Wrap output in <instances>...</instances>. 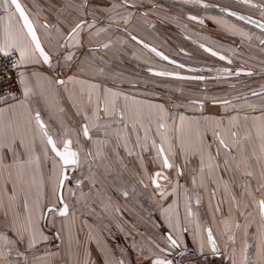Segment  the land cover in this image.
<instances>
[{"label": "crops", "instance_id": "obj_1", "mask_svg": "<svg viewBox=\"0 0 264 264\" xmlns=\"http://www.w3.org/2000/svg\"><path fill=\"white\" fill-rule=\"evenodd\" d=\"M77 11L72 9L71 13L68 14L75 16ZM13 32L18 34L14 25ZM80 32L83 33V37H86L88 29H81ZM79 36H81V33ZM3 41V22H0V43H3ZM82 43L83 40L80 39H77V42H70L67 46L66 55L64 53L67 63L73 60L76 65L70 72H66L69 78H63V75H54L53 70L42 68L41 58L37 53H29L24 63L20 62L21 57L19 56L20 95L0 99V109L5 110L2 114L3 119L5 122L10 121L14 126L19 124L24 144L26 148L32 150V163L23 170L21 177L18 178V173L15 170H13L12 176L9 177L8 171L0 168V235L7 237V240L0 239V264H152L155 259H166L171 261L172 264H176V259L180 256L182 257L177 264H206L201 254L198 255L201 262L196 263V261H192L193 258L187 253V248L193 247L197 250H203L206 249L207 244L206 221H199L193 209L194 206H197L191 199L192 194L195 192H198L202 199L199 201L204 210L202 217L215 216L212 220V228L217 239L219 236L224 235L221 231V217L229 218L234 223L238 220L237 218L242 217L237 232L239 243L234 248L238 253L242 248L245 250L244 245L247 244V248L251 254L254 253V257L257 254L256 239L258 237L257 232H252V225L255 224V221L247 218L245 209L247 208L246 203L250 201L251 194L259 192L258 185L255 183H247L246 185L244 183L238 185L239 187L236 186V188V184L232 185V189L237 194L231 199L227 195L230 192L228 188L219 183L210 184L204 179L209 176L210 172L215 174L212 165L207 166V160L214 159V155L212 154V158L210 155L213 149L208 146L210 144L209 139L212 140L218 137L215 134L219 133V137L223 138L228 145L238 144L240 146L242 144L240 142L241 135L246 130L245 124H256L254 126L259 134V131L264 128V113L256 109L254 103L253 108L255 110L250 113L247 108H243L245 104L240 103L237 106L234 102H231L232 100H226L227 104L223 103L224 101L205 103V114L199 116L197 112L187 111L186 107L184 110L168 109L161 102L151 99L149 96L138 100L120 91L102 90L100 83H95V81L101 79L100 75H102L100 52L92 46L80 52L78 50L80 45L84 44ZM18 47L28 49V46H25L22 42ZM16 50L20 54L19 50ZM71 50H76V53L71 55L70 52H73ZM41 61L43 62V60ZM60 63L63 65L62 62ZM86 67H91L93 70L86 71ZM57 81H63V83L68 81V84L71 85L70 90L59 87L58 85L62 83L57 84ZM92 85H96V87L92 88ZM262 85L264 84H259L257 87ZM25 86L31 90L27 96L24 93ZM82 94H86L87 104H85ZM253 96L264 97V91L260 92V95ZM72 97H79L80 107L77 106V109H74L76 103ZM113 102L115 103V109L120 108L124 111L122 124H131L133 130H135L137 123L133 124L129 112H138L139 114L146 112L147 124L144 123V118L139 121L141 131H144L148 142H153L152 136L155 135L157 143L164 148L169 161H179L182 168L181 177L178 176L177 166L173 168L174 171L169 178L165 170L156 167L152 176L153 179H159V187L153 185L142 190L141 187L133 186L126 180L122 181L121 177L127 176L125 172H123L124 174H114L116 177L114 184H110L108 180V184H106L103 183V176L99 175L97 170L92 169L90 174L87 175L89 179L85 178L86 180L84 179L82 184L79 183L77 188V215L67 211L66 216L57 214L48 218L44 215V218L41 219L39 212L44 207L45 201L50 198L54 178L56 176L57 178L61 177L62 163L51 152V147L46 144L44 137L41 135L35 123V113H40L49 133L53 135L54 139L60 141L59 146L62 145L63 139L72 142L75 137L79 138L80 130L85 139L86 137L83 134L85 125H87L89 137L93 136L95 128L97 139H91L93 153L91 152L87 159L89 161L93 159L99 164H106L105 154L104 158L101 157V142L97 130L100 127L97 125L99 121H96L95 117L100 116L99 112H101L100 108L103 103L104 107L108 108L109 113H113ZM86 105L91 107L92 111V121L89 123L84 121V108ZM154 105L163 106L166 113L163 120L166 125L164 129L158 128L159 121L156 117L160 114V110L152 107ZM234 108L235 111L232 110ZM181 116L184 117L183 121H181ZM200 117L202 118L200 119ZM90 124H92L91 129ZM235 126L239 127L238 135L232 137L230 133ZM149 130L152 131L149 132ZM133 133L135 134V132ZM72 136L74 137L72 138ZM162 137H166V141L162 140ZM180 139L184 141L185 148L189 150L186 154L173 155L172 152L168 151L169 145H173L174 152L177 151L180 146ZM242 141L245 142L244 139ZM73 148L80 152L76 147ZM232 149L236 152L235 148ZM151 154V149L144 151L147 159L151 157L148 160V165L156 164L155 166H157L160 160L156 156L152 157ZM144 155L140 154L138 157H132L128 162L133 163L134 170L137 169V172L144 177L146 182L147 173L142 160ZM188 163L192 165L190 166L192 171L188 168ZM254 165L255 162L252 163V166ZM125 166L132 173L131 168ZM172 166L174 167V164ZM170 168L167 169L170 171ZM77 170L78 164L75 171L73 170L74 175ZM158 171L162 175L159 177L154 176ZM99 172L102 173V170L99 169ZM218 173L222 177L225 176L223 179L233 173L237 179L236 182H239V172L229 170L223 172V174ZM243 175L241 174V178ZM252 176L255 178L257 172H253ZM193 180H195V183H193ZM97 181L102 183L98 185L102 187L100 191L96 190L98 186L94 185ZM13 182H15L14 198ZM58 184L59 179L56 184V193ZM139 186H143V184ZM244 188L246 192H242ZM90 190H93V194L91 193L93 198L90 196ZM146 192L151 197L147 196ZM161 192L164 193L163 196L169 194L162 205L159 204L157 199L161 197ZM213 192L217 194L215 203L218 202L219 207L225 214L217 212V205H214L211 213L212 206L209 204L208 199L212 200L210 194ZM243 193L245 196H243ZM149 199L158 202L160 213H162L161 217L158 218L160 221L157 219L153 222L147 216L143 217L142 214L140 217L132 218L134 207L138 206L140 202L146 205L144 209L150 207L157 209L156 204H148ZM25 202L28 205L27 210L23 207ZM89 203L93 207H90ZM183 205L185 209L187 208V213ZM62 206L60 205V207ZM46 208H51V205ZM59 208L55 207L54 209L58 211ZM235 208H240L241 212L238 210L234 214L232 209L235 210ZM189 210L191 211L190 215ZM99 212L104 216L102 220L96 217ZM86 213H89V215ZM45 214H47V211H45ZM141 218L148 223L142 222L141 224ZM160 224H162V227ZM198 225H201L200 228H198ZM248 230L252 232L250 238L246 234ZM33 233H35L36 243L34 247L30 248L28 242ZM167 233L176 239L178 250L183 248L186 251L180 250L179 252L183 253H179L175 257L174 250L167 238L164 237V235L167 236ZM21 234H23L22 237ZM243 235L245 236L243 237ZM245 239L246 242L241 248V243ZM18 253H23V255H18Z\"/></svg>", "mask_w": 264, "mask_h": 264}, {"label": "rangeland", "instance_id": "obj_2", "mask_svg": "<svg viewBox=\"0 0 264 264\" xmlns=\"http://www.w3.org/2000/svg\"><path fill=\"white\" fill-rule=\"evenodd\" d=\"M20 1L33 19L39 37L44 47L50 54V63L45 64L40 60V64L42 65V68L53 70L54 75H63V78H69L67 73L76 66L74 64L75 61L71 60L69 63H67V60L64 58L67 53V46L70 42H77V39L83 40V46L86 48H89V46H92L94 43L101 42L103 49L106 45L105 48L107 52L103 51V49L100 52L102 75H100L101 79H99V81H95V83H100L102 90H112L116 92L120 91L138 100L149 96L151 99L161 102V104L166 106L168 109L184 110L186 107L187 111L197 112L199 116L205 114V103H208L209 101L221 102L224 100H232L231 102H234L235 105H239L240 103L245 104L243 105V108H247V110H249L248 112L250 113H253L252 111L255 110V108L264 113V97L253 96V93H260L264 91V85L257 89V86L260 84V82H263L262 84H264V45L261 42L264 41V34L258 33L256 30H254V28L246 23L232 18L228 19L226 15L220 14L219 11L215 9V7L212 9L211 7H203L199 4H193L179 0H175L176 2L171 0H132L134 10H132V12L129 11L126 15H124V11L122 12L124 14L119 11L121 14L117 13V16L115 17L113 15L116 13L108 14V11L111 10L114 12L117 8L123 6L124 0ZM224 1L227 3L225 5H233L234 3H237L235 0ZM146 5L148 7L147 23L146 19L144 18V11L147 15V11L144 9V6ZM177 5L179 8L182 7L181 5H183L185 12L187 9H190L196 15H201L200 17L217 21L215 24L222 26L221 32L224 33L222 37L227 41L216 39H211L210 41L222 48V52L225 54L228 60H221L215 56L212 57L204 50L200 49L196 44L191 42V40L186 38V35H194L193 38H195L196 41H204L202 39L208 40L206 37H204L203 32H214L217 30V28L206 26L199 21L190 20L185 16L184 13L178 11ZM72 9L78 10L75 16H73V14H68L71 13ZM10 10L14 12V8ZM3 11V7L0 6V14H3ZM253 12L264 19V7L259 11L254 10ZM16 17L18 18L17 14ZM81 17L88 19V22H86L81 28L88 29L87 36L83 37L84 35L82 32H80V29L74 33L68 41H63V38L69 28L72 27L77 22V20H80ZM95 18L97 21L99 20V23H95ZM109 23L115 25H113L111 29L106 30L105 37H102V34L95 33L96 27L99 29L100 26H104L103 24ZM45 24L48 26L45 27ZM13 25L19 32L22 25L21 22L18 21V19H14ZM140 25L142 27H140ZM119 26H124L126 30L121 32L118 29H114L116 27L119 28ZM158 31H161V35H159ZM130 32L144 35L147 40L151 41L150 43L156 44L157 46H159L158 44H161L167 51L168 55L186 65L190 64L193 68H197L198 70L189 71L188 69L177 66L171 62L164 61L152 53L151 50H148L138 42L131 39L129 36ZM80 33L82 37L79 36ZM22 43L25 46H28V54L31 52L36 54L29 38L26 35V32L24 34ZM9 51L16 52L19 58L20 54L16 49H11ZM244 59L247 61H244ZM60 62H62L63 65ZM203 66H211V69L209 71L203 70ZM153 67L165 68L178 72H186L189 74H202L203 76L210 77H205L203 79H180L171 76L155 75L150 71V69ZM242 67L250 68L251 75L247 73H237L236 69L234 70V68ZM224 69H228V71H224ZM229 69L233 70L229 71ZM92 70L93 69H91V67H86V71ZM58 86L65 87V89L69 90L71 88V85L68 84V81L59 84ZM82 96H84L82 98H84V102L87 104L88 98L86 97V94H82ZM72 99L76 103L74 109H77V106L80 107L79 97H72ZM198 100L205 101L201 104L197 102ZM239 100L243 101L240 102ZM253 103L255 108H253ZM84 109V113L86 115H84V121L89 123L92 121L91 107L86 105ZM100 109V116L95 117V120L99 121V124L97 125L100 128H97V130L98 136L100 138L99 140L101 142L100 152L102 158H104L105 154L106 164H99L93 159L90 161L87 159L88 155L93 151L90 141L92 138L97 139V136L95 135V128L93 136L91 135L89 139H84L80 130L79 138L75 137L71 142L72 146L76 147L80 151H77L79 157V163H77L78 170L76 171L75 175L72 172L71 176L66 178L62 188V196L64 203L67 205V211H70L74 215L78 214L76 208V194L78 185L79 183L82 184V181L85 178L87 180L89 179L87 175L90 174L92 169L97 170V173L103 176V183L105 182L106 184H108L107 180L110 184H114V181L116 180L114 174L118 175L119 173L125 172L127 176L121 177L122 181L126 180L133 186L141 187L142 190L154 185L152 183V175L156 167H159L160 170H165L169 178L174 171L173 168L177 166L178 176L181 177L182 168L180 167L178 160L169 161L171 165L174 164V167L172 166L170 171L163 167V157L158 154V149L160 146L157 143L155 135L152 136V140L155 141L154 145L153 142H148L147 137L144 135V131H141L142 128L139 125V122H137L138 125L136 124L135 130L131 128V124H122L123 121H120L119 119L120 108H116L113 113H110L111 115H107L105 113L104 103L101 104ZM232 110L235 111V108ZM140 116L142 119L144 118V123L147 124L146 112H142ZM201 118L202 117H200V119ZM245 125L246 130L244 131L243 135H241V138L244 139L245 142L239 138L240 142H242L240 146L235 144L228 145V147L225 148L219 144V139H221V137L218 136L212 140L211 138L209 139L210 144L208 146L214 151V153L212 151L210 155L212 158L213 154L214 159L210 161L207 160V166L209 167L212 165L214 168L213 172L215 171V174L210 172L209 176H207L204 180L208 181L210 184L219 183L225 188H228L230 192L227 193V195H229L231 199H233V197L237 194L232 189V185L236 184L235 188L236 186L242 185L244 183H246V185L247 183H255L258 185L257 189L259 192L251 194L250 201L246 203L247 208L245 209L247 218L255 221V224L252 225V232H257V254L253 257L254 253L251 254L248 248L243 250L244 248L242 247L246 242V239L241 243L242 249L236 253V249L234 247H237L239 243L237 236L239 226L237 225H240V221L242 219L241 216L240 219L237 218L238 220L235 221V223L229 218L226 219L224 216L221 217V231L224 235L219 236L218 240L212 228V220L215 218V216H207V218L202 217L204 210L202 205L200 206L199 204V201L202 199L198 192H195L191 197L194 203L197 204L196 207H193L194 213L199 221H206L205 230L207 231V244L205 246L206 249L197 250L193 247L187 248V253L193 258L192 261H196V263L201 262L198 256L199 254L203 256L202 258L206 264L264 263V251L261 249V237L262 233H264V220L260 216L257 199L258 196L264 199V153L261 152V145L264 143V140L261 139L258 131L255 128L254 125L256 124ZM91 127L92 124H90V129ZM238 129L239 127L235 126L231 132H235L237 136ZM151 131L152 130H149V132ZM133 132H135V134ZM73 137L74 136H72V138ZM105 143L109 145H106ZM232 148H235L236 152H234ZM147 149L152 150V157L156 156L159 158V165H151L153 167L148 165V160L151 157L147 159L146 155H144V151ZM140 154L144 155L142 156V160L144 169L147 173L146 182L144 177H142L137 172V169L134 170L133 163L128 162V160H130L132 157H138ZM192 162L194 163V161ZM253 162H255L254 166H252ZM125 165L131 168L132 173L126 169ZM187 166L190 168L192 165L188 163ZM121 168L123 169L120 170ZM99 169L102 170V173L99 172ZM229 170L231 172H239V182H236L237 179L234 177L233 173L228 175V177L226 176L228 179H223L225 176L223 175L222 177V175L218 173L221 172L223 174V172L225 173ZM255 171L257 172V176L254 178L252 175ZM248 173H251V175H248ZM241 174H244L242 178ZM58 179L60 178H57V176L54 178L50 198L45 201L44 207L41 209V212H39V217H41V219L44 218V215L45 217L51 218L52 216L58 214V211L54 209L55 207L59 208L61 205L58 196L54 195V191L56 193V184ZM156 181L157 184H160L158 178ZM100 184L102 183L97 181L94 185L98 186ZM140 184H143V186H139ZM101 188V186H98L96 187V190L100 191ZM242 192H246L245 188ZM91 193L93 194V190L90 192V196L93 198ZM146 194L147 196L149 195V197H151L148 192H146ZM168 195L157 198L159 200V204L161 203L160 205H162V203L167 200L169 197ZM210 195L212 200L210 201L208 199V202L212 206L210 209L211 213L213 211L214 205H217L218 213H224V211L219 207L218 202L215 203L217 194L213 192ZM243 196H245L244 193ZM152 203L157 205L158 210L154 209L153 207L144 209L146 208V205L140 202L138 206L134 207L135 210L132 213V218L140 217L142 214L143 217L147 216L149 219L155 222L161 217L162 213H160V206H158V202L156 200L149 199L148 204ZM48 205H51V209H53L52 211H49V209L46 208ZM184 205L183 207L185 209ZM90 207H93V205ZM238 210L240 211V208H235V210L232 209L234 214ZM45 211H47V214H45ZM158 212L160 213V216L158 215ZM185 212L187 213V208L185 209ZM86 214L89 215V213ZM96 217L102 220V217L104 216L99 212L96 214ZM142 222L148 223L144 219L140 220L141 224ZM160 226L162 227V224H160ZM200 226L198 225V228H200ZM209 229L211 230L212 237L215 238L218 244V249H216V251H213L212 244L208 242ZM252 232L249 230L246 232L249 238L252 236ZM138 235L140 236L139 233ZM244 236L245 235H243V237ZM164 237L167 238L165 235ZM171 248L174 250L175 257L176 255L178 256L179 253H183L179 252L180 250L186 251L183 248H180L179 250L176 247L171 246ZM181 257L182 256L177 259L175 258L176 264L177 262H180Z\"/></svg>", "mask_w": 264, "mask_h": 264}, {"label": "snow or ice", "instance_id": "obj_3", "mask_svg": "<svg viewBox=\"0 0 264 264\" xmlns=\"http://www.w3.org/2000/svg\"><path fill=\"white\" fill-rule=\"evenodd\" d=\"M126 2V0H125ZM242 2L247 3L248 0H242ZM0 6L3 7V14H0V22H3V35H4V41L3 43H0V53H3L4 55H8L7 50L11 49H18L20 52L21 57V63H24L26 61V58L28 57V49L26 47H18V45L22 42L25 31L28 38H30L31 44L34 46V50L36 53L39 54V56L42 58L43 62L45 64L50 63V59L48 54L45 52L44 48L41 46V42L37 36L36 30L33 26V23L29 19L28 15L26 14L25 8L22 6V4L19 2V0H0ZM256 6V5H253ZM203 7H209V5L205 4ZM14 8V12L10 9ZM221 11L226 12L228 15L237 16L238 14L235 12H232L230 9H221ZM16 14H18V18L16 17ZM240 19H244L243 16L239 17ZM14 19H18V21H22L21 28L18 32V34H14L13 32V21ZM189 19L198 21V17L196 16H189ZM81 23L83 21L76 23L74 27L71 28V31L68 33V35H72L77 32V30L81 27ZM48 25L45 24V27ZM261 28H264V24L260 25ZM132 39H136L135 36L132 37ZM264 43V41H261ZM145 47H148V45H144ZM106 47V45H105ZM200 47H204V45H200ZM206 51L210 52L213 56H217L218 53L213 51L210 48H206ZM152 52H155L157 56H162V53L156 51L155 48L151 49ZM221 60L226 59L224 56H219ZM163 59H168V57L164 56ZM230 62V61H229ZM173 63H175L173 61ZM180 67H183V65H179ZM224 71H228V69H224ZM155 75H162V76H171L172 73H154ZM251 75V73H249ZM180 79H186V77H177ZM197 79H203V77H197ZM57 83H63V81H57ZM92 88H95L96 85H92ZM30 88L25 86L24 93L27 96L30 92ZM107 91V90H106ZM253 95H260V93H253ZM0 99H3V97H0ZM23 103V102H22ZM196 103V102H193ZM223 103L227 104V101H224ZM154 108H159L160 114L156 117L159 121L158 128L164 129L166 127L165 123H163V120L166 117V113L164 112L163 106L160 105H154L152 106ZM113 109L115 110V103L113 102ZM5 110L0 109V168L6 169L8 171L9 177L12 176L13 170H15L18 173V178L22 176L23 170L32 163V150L29 148H26L24 144V140L20 134V126L19 124L13 125L10 121L5 122L3 119V112ZM105 113L107 115H111L108 111V108L105 107ZM130 119L133 121V124L140 121L141 116L138 112H129ZM35 123L38 126L41 135L44 137V140L48 146L51 147V152L55 154V157L59 158V162L62 163L64 166L68 165H76L78 163V154L75 151L71 150V141L68 139H63L62 144L63 148L62 150L59 148V142L58 140L53 138V135L49 133V131L46 128V125L44 121L41 118V115L39 112L35 113L34 116ZM119 119L120 121H123L124 119V111L119 110ZM234 119V117H233ZM184 120V117L181 116V121ZM179 131V130H178ZM83 134L86 138L89 137V131L87 128V125L84 126ZM217 136H219V133H216ZM230 135L232 137L236 136L235 132H231ZM259 135L262 140H264V128L261 129L259 132ZM166 137H162V140L166 141ZM153 144L155 145V141H153ZM219 144L223 147L227 148L228 144L224 139H219ZM179 148L177 151H173V145H169V152H172L173 155L177 154H186L189 149L185 148L184 141L182 139L179 140ZM261 152L264 153V143L261 145ZM158 154L163 157V167L165 169L172 167V165L169 163V158L165 154L164 148L161 146L158 149ZM27 157V158H25ZM162 174L160 172H157L154 174V176L159 177ZM248 175H251V173H248ZM66 176L62 175L59 179V185L62 188L65 183ZM153 184L159 187L157 184L156 179H153ZM193 183H195V180H193ZM13 198L15 194V182H13ZM54 195L58 196V199L63 205L59 208L58 214L60 216H66L67 215V205L63 201L62 193H55ZM161 196L164 195L163 192L160 193ZM24 209L27 210L28 205L27 202L23 205ZM53 209L49 208V211H52ZM259 212L262 219H264V200L259 201ZM191 214V211L189 210V215ZM239 226V225H237ZM23 234H21V237ZM0 239L7 240V237H4L0 235ZM46 239V237H45ZM167 240L170 243L172 247L177 246V241L172 237L171 234L167 236ZM12 242V241H8ZM208 242L212 244L213 251H216L215 243L213 241L211 230H208ZM35 233L32 234V236L29 239L28 247H34L35 246ZM245 249H247L248 245H244ZM261 249L264 251V233H262L261 237ZM18 255H23V253H18ZM152 264H172L171 261L166 259H155L152 261Z\"/></svg>", "mask_w": 264, "mask_h": 264}, {"label": "flooded vegetation", "instance_id": "obj_4", "mask_svg": "<svg viewBox=\"0 0 264 264\" xmlns=\"http://www.w3.org/2000/svg\"><path fill=\"white\" fill-rule=\"evenodd\" d=\"M104 1V0H103ZM110 1V0H109ZM122 1V0H121ZM163 1H165V0H163ZM168 1H170V0H168ZM168 1H166V2H168ZM171 1H175V0H171ZM179 1H185V2H189V3H193V4H199V5H201V6H203V5H205V4H207V5H209V7H211L212 9L215 7V9H217L218 11H219V13L220 14H224V15H226L227 17H228V19L229 18H232V19H235V20H237V21H240V22H243V23H246V24H248V25H250L252 28H254V30H256L258 33H261V34H264V28H261V27H259V26H256V25H254L253 23H251V22H249L248 20H246L245 18L244 19H240L239 17L240 16H247V17H249V18H251V19H253V20H257V19H259L260 21H261V23L262 24H264V19L263 18H261V17H259L258 15H256V14H254V10H256V11H259V10H261V9H263V1L264 0H248V2L247 3H245V2H242V0H235L237 3H234L233 5H225V4H227L224 0H179ZM124 3H123V6H121L120 8H117L114 12H112L111 10H109L108 11V14H114V13H116V14H114L113 16H117V13L118 14H121L123 11H124V13H122V14H124V15H126L129 11L130 12H132V10H134L133 9V4H132V0H126V2H125V0L123 1ZM176 2V1H175ZM209 2V3H208ZM225 2V3H224ZM253 5H256V6H253ZM182 7H180L179 8V6L177 5V7H178V11L179 12H181V13H184L185 14V16L187 17V18H189V16H196V17H198V21L199 22H201V23H203V24H205L206 26H210V27H216L217 28V30L216 31H214V32H203V35H204V37H206L208 40H206V39H202V40H204V41H196L195 40V38H193V36H191V35H186V38H188L189 40H191V42H193L194 44H196L200 49H202V50H204L207 54H209V55H211L212 57H213V55L210 53V52H208V51H206L205 49L206 48H210V49H212L213 51H215L216 53H218V55L217 56H215V57H217V58H219V56H224L226 59H224V60H228L227 59V57L225 56V54L222 52V48L220 47V46H218V45H216V44H214V43H212L210 40L211 39H216V40H221V41H227L225 38H223L222 37V35L224 34V33H222L221 32V29H222V26L221 25H216L215 24V22H217V21H214V20H212V19H208V18H203V17H200L201 15H196L195 13H193L190 9H187V11L185 12V8L183 7V5H181ZM124 7V8H123ZM139 7V6H138ZM143 7V6H142ZM141 7V8H142ZM144 9H146V11H147V15H146V13H145V11H144V18L146 19V23H147V21H148V7H147V5L146 6H144ZM143 9V10H144ZM221 9H230L232 12H235V13H237L238 15L237 16H232V15H228L226 12H223V11H221ZM258 9V10H257ZM119 11H121V13H119ZM139 11H140V9H139ZM141 14V13H140ZM142 15H143V11H142ZM262 16V15H261ZM119 17V16H118ZM263 17V16H262ZM120 18V17H119ZM91 20V19H90ZM191 20V19H190ZM81 21H83V23H81V27L77 30V31H79L82 27H83V25L86 23V22H88V19H86V18H84V17H81V19L80 20H77V22L76 23H79V22H81ZM99 23V20L97 21V19L95 18V23ZM199 22H197V23H199ZM75 23V24H76ZM75 24L72 26V27H74L75 26ZM104 26L103 27H99V29L96 27V30H95V33H98V34H102L101 36L102 37H105L106 36V30L107 29H111V27L113 26V25H115V24H112V23H109V24H103ZM147 25V24H146ZM148 26V25H147ZM72 27H70L69 28V30L66 32V34H65V36H64V38H63V41H68L70 38H71V36L73 35H68V33L71 31V28ZM140 27H142L141 25H140ZM98 29V30H97ZM114 29H118V30H120L121 32L122 31H125L126 29H125V27L124 26H122V27H120L119 26V28L118 27H116V28H114ZM161 31H158V33H159V35H161V33H160ZM138 33V32H137ZM124 34V33H123ZM181 34V33H180ZM189 34V33H188ZM125 35V34H124ZM123 35V36H124ZM183 35V34H182ZM129 36H130V38L132 39V37L133 36H135L136 37V39L134 40V41H136V42H138L139 44H141L142 46H144L145 44H143L142 42H140L139 40H137V38H139L140 40H142L143 42H146V43H148V44H150V45H152V46H154V47H156L157 49H159L160 50V52H162L166 57H168V59L166 60V59H163V56H158V57H160L161 59H163L164 61H167V62H171V63H173V61L175 62V63H173V64H175V65H177V66H179V65H183V67L182 68H185V69H188L189 71H195V70H198L197 68H193L190 64H188V65H186V64H184V63H182V62H180L179 60H177V59H175V58H173V57H171L170 55H168V53H167V51L165 50V48L161 45V44H158L159 46H157L156 44H153V43H150L151 41H149V40H147V38L144 36V35H142V34H140V33H138V34H136V33H132V32H130L129 33ZM219 36H221V37H219ZM126 42V41H125ZM83 44V43H82ZM200 45H204V47L202 48V47H200ZM263 45H264V43H263ZM92 47L94 48V49H97L99 52H101V50L103 49V46H102V44H101V42H99V43H94L93 45H92ZM145 47V46H144ZM86 47H84L83 45H80V49L78 50V51H80V52H82L84 49H85ZM145 48H147V47H145ZM148 50H150L149 48H147ZM244 49H246V48H244ZM71 51H73V52H70V53H72L71 55H74L75 53H76V50H71ZM103 51H105V52H107V50H106V48L104 47V49H103ZM254 51H256V50H254ZM152 52V51H151ZM152 53H154L155 54V52H152ZM156 55V54H155ZM157 56V55H156ZM244 61H247L246 59H244ZM203 70H206V71H209L210 69H211V66H203ZM236 69V71H237V73H247V74H249V73H251V69L250 68H245V67H242V68H234V70ZM231 70H233V69H229V71H231ZM150 71L154 74V73H157L156 71H166V72H171L173 75H177V74H182V75H196V74H189V73H186V72H178V71H174V70H168V69H165V68H156V67H153V68H151L150 69ZM250 71V72H249ZM180 75H177V76H175V77H186V76H180ZM162 76V75H161ZM197 77H203V78H205V77H210V76H203L202 74H200V75H197ZM197 77H195V78H192V77H186L187 79H197ZM212 77V76H211ZM263 82H260V84H262ZM259 87H257V89H258ZM204 101L205 100H198L197 102H199V103H204ZM224 101H226V100H224ZM158 172H160V171H158ZM258 206H259V201H261V200H264L263 198H261V197H259L258 196ZM264 220V219H263Z\"/></svg>", "mask_w": 264, "mask_h": 264}, {"label": "built area", "instance_id": "obj_5", "mask_svg": "<svg viewBox=\"0 0 264 264\" xmlns=\"http://www.w3.org/2000/svg\"><path fill=\"white\" fill-rule=\"evenodd\" d=\"M19 69L20 62L16 52L9 51L8 55L0 53V97L20 95Z\"/></svg>", "mask_w": 264, "mask_h": 264}, {"label": "water", "instance_id": "obj_6", "mask_svg": "<svg viewBox=\"0 0 264 264\" xmlns=\"http://www.w3.org/2000/svg\"><path fill=\"white\" fill-rule=\"evenodd\" d=\"M19 2L22 4V2L19 0ZM22 6L24 7V5L22 4ZM25 8V7H24ZM25 11H26V14L28 15V17H29V19L31 20V22L33 23V26H34V28H35V30H36V33H37V36H38V38H39V40H40V42H41V46L44 48V50H45V52L48 54V56H49V59H50V54H49V52L46 50V48L44 47V45H43V43H42V41H41V39H40V37H39V34H38V31H37V29H36V26H35V24H34V21H33V19L31 18V16L29 15V13H28V11L26 10V8H25ZM18 15V14H17ZM244 18L246 19V20H248L249 22H251V23H253L254 25H256V26H259L260 27V25L262 24L261 23V21L259 20V19H257V20H253V19H251V18H249V17H247V16H244ZM21 22V24H22V21H20ZM25 32H26V30H24ZM30 39V38H29ZM137 40H139L140 42H142L143 44H145V45H148V47L147 48H149L150 50L152 49V48H155L156 49V51H158V52H160V50L159 49H157L156 47H154V46H152V45H150V44H148V43H146V42H143L142 40H140L139 38H137ZM34 47V46H33ZM160 53H162V52H160ZM38 54V53H37ZM38 56H39V54H38ZM162 56L164 57L165 55L162 53ZM40 57V56H39ZM41 58V57H40ZM41 60H42V58H41ZM157 73H171V72H166V71H156ZM177 75H180V74H177ZM177 75H171V77H175V76H177ZM180 76H186V75H180ZM186 77H192V78H195V77H197V75H187ZM70 147H71V150L72 151H75V152H77L73 147H72V144L70 145ZM59 148L62 150V148H63V144L61 145V146H59ZM78 154V153H77ZM76 166H77V164L76 165H68V166H64V165H62V173H61V176L62 175H64V176H66V178H68V177H70L71 176V174H72V172H73V170L76 168ZM66 180V179H65ZM63 188V187H62ZM62 188L60 187V185L58 184V191H57V194H59V193H62ZM169 234L167 233V236H168ZM213 241H214V243H215V247H216V249H218V244H217V242H216V240H215V238L213 237Z\"/></svg>", "mask_w": 264, "mask_h": 264}]
</instances>
